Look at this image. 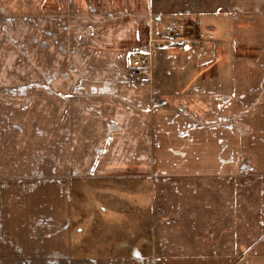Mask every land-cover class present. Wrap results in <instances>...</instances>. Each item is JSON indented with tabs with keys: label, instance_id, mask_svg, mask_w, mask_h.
Returning <instances> with one entry per match:
<instances>
[{
	"label": "crops",
	"instance_id": "crops-1",
	"mask_svg": "<svg viewBox=\"0 0 264 264\" xmlns=\"http://www.w3.org/2000/svg\"><path fill=\"white\" fill-rule=\"evenodd\" d=\"M45 2L0 0V34L3 20L48 12L51 58L68 67L49 76V114L0 98L3 141L17 130L25 143L18 162L54 167L4 170L0 264H264V0ZM190 20L206 46L158 40L166 24ZM143 50L147 79L131 69V52ZM41 127L51 139L43 158L26 150ZM3 148L2 163L13 154ZM78 163L89 178L129 185L134 201L120 208L150 196L158 254L75 253Z\"/></svg>",
	"mask_w": 264,
	"mask_h": 264
},
{
	"label": "rangeland",
	"instance_id": "rangeland-1",
	"mask_svg": "<svg viewBox=\"0 0 264 264\" xmlns=\"http://www.w3.org/2000/svg\"><path fill=\"white\" fill-rule=\"evenodd\" d=\"M43 1H46L43 3L45 4L44 7H49L50 0ZM1 24L4 32L0 34V77L3 78V82H0V98L1 96L5 97L8 95L10 103L19 101L23 105H35L37 103L36 106H40L42 104L41 106L44 105L47 108V114H49V99L45 98L48 97L49 76L51 74L64 75L68 73V67L64 65L66 60L59 58V66L56 68L55 61L51 58L50 48L53 40L49 31L50 19L48 12L43 11L41 18L29 17V15L25 18L19 16V18L3 20ZM170 25L178 27L177 31L179 30L182 33L181 36L188 38L187 43L189 45L198 44L206 46L194 21L190 20L185 26L173 23L166 24L161 34ZM160 36L158 40L166 44L160 39ZM184 45L187 44L185 43ZM184 45L175 44L171 47ZM203 46L199 47L202 48ZM145 51L143 50L149 57L150 64L146 69V72L149 74L151 54L147 50ZM135 52H131V58ZM131 69L136 74L135 70H133V65ZM75 73H78L77 70ZM38 91L43 92V95L39 97L37 95ZM18 93H23L25 96H20L19 98ZM36 97L43 99L38 100L39 98ZM4 101L7 100L0 99V106ZM2 117L0 115V120ZM3 132L0 129V160L4 151L3 145H6L8 149L10 148L13 154L10 161L5 159L4 163L0 162V181L2 180L1 177H3L4 170L8 169L10 171L12 169L18 170V167H20L21 170L31 171L35 167L34 171H41L42 175L49 173V167L52 168H50L52 171L54 170L53 164L42 163L39 160L28 164L22 163V161L18 162V150L20 148L18 144L22 143L18 141V135L16 136L18 131L10 130L14 135L11 136L10 144L3 141ZM34 132L35 134H33ZM34 132H27V135L31 138L26 147L29 148L26 149L27 152L30 151L31 155L36 154L40 156L42 154L47 157L51 140L49 130L42 129L41 127L40 130ZM61 140L64 141V139L58 137L57 147L61 145ZM24 144L22 143V145ZM9 166L10 168H8ZM79 167V163L74 165L75 172L73 173V178L69 180L72 182L75 253L89 257L119 255L147 256L158 254L160 252V244L155 235H153L151 227L148 225V216H146L151 202V198L148 199L150 196L146 192L139 191L141 193L134 195L136 201L133 204L137 207L136 209L129 210L125 204L123 208H120L119 205L116 206L115 202L126 203L132 200L133 195L129 194L128 191L129 185L105 182L98 180L96 177L89 178L81 171L82 165L80 169ZM141 186H146V183L139 182L137 184V187ZM120 188L126 192L120 190ZM105 206L108 207L107 210H104ZM118 208L123 211L120 210L119 212ZM131 217L132 219L129 220Z\"/></svg>",
	"mask_w": 264,
	"mask_h": 264
},
{
	"label": "built area",
	"instance_id": "built-area-1",
	"mask_svg": "<svg viewBox=\"0 0 264 264\" xmlns=\"http://www.w3.org/2000/svg\"><path fill=\"white\" fill-rule=\"evenodd\" d=\"M178 27L174 25H170L166 27L164 33L161 34L160 39L166 43L168 46H172L175 44L184 45L188 44V38L181 36V32L178 30ZM132 65L133 70H135L136 74L142 77L143 79H147L148 73L146 72L147 66L149 63V57L142 51H138L132 54Z\"/></svg>",
	"mask_w": 264,
	"mask_h": 264
}]
</instances>
